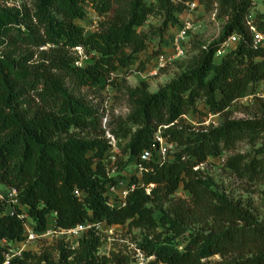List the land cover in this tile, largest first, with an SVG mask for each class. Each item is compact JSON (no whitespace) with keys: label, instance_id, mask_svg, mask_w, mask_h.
<instances>
[{"label":"trees","instance_id":"obj_1","mask_svg":"<svg viewBox=\"0 0 264 264\" xmlns=\"http://www.w3.org/2000/svg\"><path fill=\"white\" fill-rule=\"evenodd\" d=\"M258 1L253 24L264 30ZM186 3L205 11L216 4V18L225 19L218 40L154 93L145 82L123 88L129 113L101 128V115L69 96L63 82L95 91L113 85L111 76L132 66L149 39L180 26ZM251 8L250 0H31L29 7L0 8V188L14 192L0 199V264L8 246L24 242V225L37 236L79 225L126 226L144 234L135 248L146 264H210L213 257L218 264H264V218L229 201L199 171L244 142L259 148L228 156L221 167L237 180L264 183V98L255 97L264 85V50L248 45L244 17ZM86 9L98 24L85 36L75 21ZM154 16L159 27L138 31ZM230 36L236 45L214 59ZM75 49L82 55L71 56ZM249 96L257 105L252 117L229 119L228 108ZM187 115L198 126L185 124ZM207 116L218 117V126H201ZM105 135L125 141L120 154L134 169L116 203L108 196L118 184L106 169ZM156 136L175 149L163 162ZM144 151L150 159L137 172ZM178 190L187 200L175 197ZM97 231L58 236L41 253L25 250L8 264H135V251L133 259L113 249L99 255Z\"/></svg>","mask_w":264,"mask_h":264},{"label":"rangeland","instance_id":"obj_2","mask_svg":"<svg viewBox=\"0 0 264 264\" xmlns=\"http://www.w3.org/2000/svg\"><path fill=\"white\" fill-rule=\"evenodd\" d=\"M149 2V0H144ZM252 8L250 13L252 16H256L261 11L260 3L258 0H250ZM176 3V1H175ZM31 0H7L0 3V8H11L12 6H24L29 7ZM196 4V3H195ZM198 6V5H197ZM215 10V17L212 18L211 14ZM217 9L216 4H213L207 11L199 7L191 12L187 13L185 10L178 18V24L183 23L185 20H189L193 25V31L188 35L184 47L183 54L180 59L173 63L165 64L163 68L156 70L155 60L160 55L168 56L171 54V48L169 44V37L175 32L176 28L167 30L160 38H151L148 41L147 49L137 55L136 62L129 66L127 69L118 70L111 76V84L105 86L100 91L77 89L67 81L63 82V88L66 93L74 99L80 100L83 104L95 110L101 115V128H105L106 124L111 118H124L129 109L124 100L123 88H134L140 82L147 84L148 93H154L159 87L165 85L171 79L178 74L188 70L195 59L197 51L201 47H205L213 42H216L221 35L222 26L225 22L223 17L216 18ZM161 17L154 16L148 18L144 26L138 31L146 32L149 28L159 27ZM98 19L92 14L90 10L86 9L85 17L80 21H75V25L80 27L84 35L91 34L96 31ZM81 52L72 53L71 56H81ZM117 85L119 89L114 88ZM258 96H262L264 93V85H260L258 88ZM250 97V96H249ZM245 97L244 99L235 102L228 108L229 119L231 120H247L252 117V114L256 111L257 105L251 98ZM201 106H198L200 109ZM202 113H204L202 111ZM183 122L189 126L196 127L199 122L196 116L187 115L182 118ZM201 126L203 127H217L220 120L218 117L207 116L203 118ZM200 121V122H201ZM106 137V135H105ZM125 141H114L110 151L109 160L107 161L106 169L109 176L113 177L117 182V187L108 193L109 200L116 201L120 198L124 188L126 187L130 177L134 174L132 162H127L126 157L120 154L121 147ZM259 148V145L250 147L246 143H238L231 152L222 153L218 158L207 159V161L199 166V171L203 177L211 182L213 189L218 193L223 194L229 201L233 203H239L243 206L250 207V210L259 219L264 218V183H252L249 184L245 181L237 180L230 173L225 171L221 165L223 160L234 154H247L252 156L254 151ZM175 152L172 147L165 149V154L171 156ZM264 161V154L262 155ZM127 162V163H126ZM125 164L124 167L118 171V165ZM4 197H10V194L6 190L0 188V199ZM175 197L187 200L188 195L181 190L175 193ZM6 212H11L10 207L6 208ZM101 236L102 245L98 251L99 255H106L107 251L113 249L115 252H121L123 255L128 256L129 259H133V252H136L135 264H146L150 259H139L135 244L138 243L143 233L130 230L128 227H99L98 231ZM55 237L47 236L44 239L37 240L32 244H29L26 248L32 254H39L43 249L52 245ZM67 240V239H66ZM65 240V241H66ZM68 242V241H67ZM210 264H218L221 262L217 257L210 258L208 260Z\"/></svg>","mask_w":264,"mask_h":264},{"label":"built area","instance_id":"obj_3","mask_svg":"<svg viewBox=\"0 0 264 264\" xmlns=\"http://www.w3.org/2000/svg\"><path fill=\"white\" fill-rule=\"evenodd\" d=\"M184 6L188 14L195 11L198 8L197 4L195 3H186L184 4ZM211 16L212 18L215 17V10L211 14ZM244 25L249 34V41H248L249 47L253 50H264V30H256L253 24V16L251 15L250 12L244 17ZM192 31H193V25L189 20H185L183 23L180 24V26L176 29V31L170 36L169 44L171 48V54L168 56L161 55L156 58L155 60L156 70L161 69L164 67L165 64L172 63L182 57L185 41L188 35L190 34V32ZM237 42L238 39L235 36H230L229 38H227V40L224 43H222V45L219 47V50L215 53L214 59L221 57L225 52L233 48ZM75 51L77 53L79 52L78 49H75ZM255 97L264 98V94L262 96H258V94H256ZM106 139L109 140V144L112 147V145L114 144L113 140L108 136H106ZM154 141L157 142L158 144L157 153H156L157 158L160 162H163L165 157V149H169L170 146L164 145L163 141L158 136L154 138ZM149 159H150V154L146 151L142 152L138 156L139 164L136 165L135 167L137 172H141L143 170L141 165L143 163H147ZM9 194L10 196H12L14 195V192L10 191ZM122 196H124V193H122ZM92 227L95 230H98L97 225H91V226L79 225V226H75L74 228L68 231L48 230L43 234L37 236L31 232V230L27 227V225H24L23 226L25 232L24 242L17 246H8L5 249V254L2 264H8L9 260L13 258H20L21 254L26 250L27 246L29 244L34 243L37 240L44 239L47 236L55 237V238L58 236H67L72 239H75L82 232ZM1 244L5 245L3 242ZM137 255L142 262V257L138 253ZM142 263L139 262L137 264H142Z\"/></svg>","mask_w":264,"mask_h":264}]
</instances>
